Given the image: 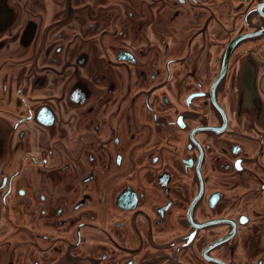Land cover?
<instances>
[{"label": "flooded vegetation", "instance_id": "flooded-vegetation-1", "mask_svg": "<svg viewBox=\"0 0 264 264\" xmlns=\"http://www.w3.org/2000/svg\"><path fill=\"white\" fill-rule=\"evenodd\" d=\"M0 264H264V0H0Z\"/></svg>", "mask_w": 264, "mask_h": 264}]
</instances>
